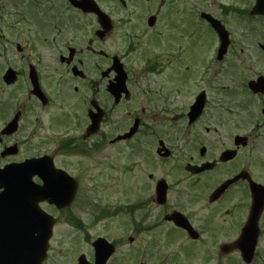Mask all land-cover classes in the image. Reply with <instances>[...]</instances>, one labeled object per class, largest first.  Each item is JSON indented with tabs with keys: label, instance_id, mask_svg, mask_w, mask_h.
I'll return each instance as SVG.
<instances>
[{
	"label": "flooded vegetation",
	"instance_id": "flooded-vegetation-1",
	"mask_svg": "<svg viewBox=\"0 0 264 264\" xmlns=\"http://www.w3.org/2000/svg\"><path fill=\"white\" fill-rule=\"evenodd\" d=\"M9 1L14 2L15 9H20L16 10L15 24L17 25V30L9 28L14 31L15 36H13L14 33L13 35L7 34L9 31H7L6 35H2L0 29V41L2 36L7 41H15L18 64H8L4 67L0 73V86L3 88H13L17 85L16 83L23 84L21 94L24 97L27 95V101L22 99L8 115L6 114L9 108L8 103L13 99L12 97L15 95V92L13 89H8L9 92L6 90L2 92L7 96L5 98L2 96L0 102V154L11 145H15L17 151L15 154L0 155V167L12 162L29 160V158L40 159L49 157L56 168L64 169L71 177L76 178L78 188L74 194L73 201L63 209H57L46 199L38 203L41 209L55 215V221L57 214L67 215L65 220L68 219L69 221H65L66 226L70 231L77 233L76 237H67L70 233L65 236L60 233L59 235L62 237L61 242H64L65 245L56 246L54 245V239L57 231L54 228V234L49 240L48 256L41 264H45L52 258L55 255V251L59 253L60 257H63V264H78V257L81 255L85 257L87 262H92L89 258L90 255L75 249L73 243L71 244L70 242L82 239V237H78L80 232L85 236V230L81 226H85L86 222L92 221V218L96 215L101 218H110L113 215L122 214L127 220L124 222V226L130 228L132 231L135 228L138 231L141 229L151 230V224H155L157 220L159 222L161 218V222L164 221V223L168 224V230L171 228L173 236H175L174 231L177 235H185L188 238V244L195 243L198 245V242L203 240L204 233L209 231L206 224L208 217L205 218L203 225H199L200 221L196 225L191 216L182 208L180 209L177 205H173L171 208L168 207L167 203L172 193L171 186L168 183L165 201L163 203L157 202L156 186L162 177H155L152 172H148L146 179L148 184H143L146 193L139 197V203L144 205L141 213L142 223L140 221L136 223L131 217L132 208L129 207V201L120 200L116 204L112 203L111 206L105 207V204L101 205L97 201V198H93L97 195L101 199V193L98 192L99 187L90 189L89 194H82L84 190L81 191L78 187L80 186L79 178L74 174L72 175L66 168L58 165L54 153L41 152L40 154H29V156L19 157L22 141L15 140L14 136L22 131L23 137H33L36 136V128L42 127L41 122L43 117L39 114H34L32 120L30 118L25 119L27 110H49L55 102L56 92L49 86L46 87L43 67L40 65L41 61H39V57L44 58L39 50V45L44 44L46 40H50L51 43L44 45L45 52L47 50L51 53L49 57L55 66L62 71L58 78L59 89L57 92L66 98L64 103L67 106V109L64 104L61 107L59 106V116L56 114V117L46 119V124L52 125L53 121L58 123L65 121L64 117H68V119L71 117V120L68 121L78 125V128H75L74 133L64 143L66 146L62 147L57 143L56 146H61L58 150H68L72 154L78 153L83 147L87 149V152L92 153L101 148L107 150V157H115V154H117L116 150L127 148L129 156H135L138 153L140 155L143 154L147 163L153 166L159 155V140L164 142V147L169 151L167 159L176 155L172 143H169L166 138H158L157 147V141L155 140L156 125L162 123L161 119H166L164 116L167 113L171 114L172 120L179 119L181 122L179 126L183 149L191 144L184 150L187 160H184L183 171L187 172L186 174L191 178L188 180V183L205 188L208 186V197L213 193L215 188H219L218 198L213 203L208 202L209 207L218 205L220 210L224 209V213L227 216L223 220L224 223H222L223 225L226 224L225 230H222L227 233L226 241L219 243L232 245L238 238L243 242L244 236L257 234L255 257L251 263L259 261V243L262 237H264V203L261 212L252 220V222H255V231L250 230L247 234H243L242 229L246 226V221L255 202L254 199L257 200L258 195L261 194L260 191L264 194V34H261L263 41L241 44L234 52H230L232 49V45H230L223 59L219 60L216 58L217 47L220 43L218 36L212 30L209 21L198 17L199 22L217 38V43L212 50L213 55L204 63L205 65H203L202 71H200L203 72L202 75L205 77V74L213 68V65L224 68L228 55L237 52L234 58L238 59L236 63L239 67V77L236 78L235 88H232L233 86L221 88L225 93H229L231 90L230 102L225 112L229 116V131L231 132L235 128L236 132L225 134L221 128L214 125H206L202 128V131L196 132L194 128L209 116L207 112L210 105L209 91L214 86V80L211 75L208 76V80H198L199 70L196 45L199 44V41H196L195 33L193 32L197 19L192 17V12L185 13V17L181 21L175 18L177 8L175 2H173L174 0H134L139 3V6L138 8L136 6L132 8V11L139 14L140 20L143 19L141 20V24L145 23L146 30H148L147 34L149 36L147 41L152 46L148 49L144 43H139L140 47L137 48V42L134 38L137 39L139 37L140 31L129 35L123 26L126 23L124 16L114 17L109 10L105 11L103 9L106 15L109 16V28L105 33L99 34L100 26L97 16L92 12L84 13L76 8L77 12L85 15L88 14L95 21L93 26L95 28H93L91 34L88 36L87 43L84 46H80L74 39H71L74 42L72 44L65 43L61 39L66 37L65 19L67 16H64L63 12L66 11L71 17L74 16L67 10L63 11L65 7L69 9V0ZM177 1L182 4V8L188 5L186 0ZM119 2L121 6L117 11L128 8L126 0H119ZM63 4L64 6L62 7ZM154 4L155 8L143 16L142 13L145 10L151 9ZM152 15H154V19L150 21ZM218 19L220 20V18ZM252 19L254 21L259 19L264 22V17L261 16H253ZM163 20L167 26L164 33L167 50L160 53L156 50L158 47L156 41H160L161 39L159 25ZM178 22L182 29L185 30V34L183 32H179L177 35L172 34L171 30H173V27ZM221 22L225 25L223 21ZM15 24L12 25L11 23L10 27H13ZM78 25L79 23L72 28L77 29ZM5 26L8 28L6 24ZM251 26L253 27L252 24ZM225 27L227 28L226 25ZM10 36L16 38L12 37L9 39ZM105 39L111 40L109 50H104L97 45L99 41ZM17 40L20 42H17ZM180 40H182L181 43ZM230 42L233 43L231 38ZM176 44L179 46L174 49V45ZM36 49L39 57L35 54L33 61H31L32 56L29 54V51L31 50L30 52L32 53ZM133 52H136L137 55L132 56ZM102 58H106L108 63L102 64ZM229 64L228 62L226 67ZM8 69L13 72L14 80L11 82H6L4 79V72ZM159 77H161V80H159ZM122 78L125 79L124 87L119 89V93L111 92V90L107 89L111 83L121 84ZM71 83H73L72 86ZM254 87L258 90H255ZM69 92L71 97H69ZM171 95L176 97L181 95L184 97L185 108H181L177 113L176 111L167 109V104L170 103L171 99L176 102V98ZM190 98L191 100L188 101ZM200 99L202 100L201 109L194 116V119H191L189 107ZM237 108L240 112L236 111ZM225 112H216V119L219 122L225 119ZM17 113L19 117L14 125L15 131L13 133L2 134V130L6 128V124ZM52 115L54 114L52 113L50 116ZM24 119L27 122L26 126H23ZM96 124L97 127H95ZM92 128H94V131H91ZM126 134L129 135L125 136ZM208 135L209 137H206ZM171 136L173 137L174 133ZM183 149H181V153H183ZM160 152L163 153V151ZM78 154L81 153L79 152ZM40 163L45 165L46 160H40L38 164L40 165ZM200 168L201 170H195ZM30 179H33L38 185L42 183V179L37 174H33ZM2 192V187H0V194ZM81 194L84 196H80ZM88 196L94 202V204L93 202L89 203L91 204L89 205L91 209L89 220L85 222L80 215L79 218L73 219L72 208L75 205L79 209L83 208L86 204L85 200H89L86 198ZM105 197V203L111 201L107 194ZM9 208L8 204L4 205L5 210ZM174 210L183 213L190 224L195 227L198 231L196 239L192 240L187 236L184 228H179L172 221L166 219V216ZM53 211L55 213H52ZM153 216H155V219L151 221L153 223H149V219ZM32 217L34 216L32 215ZM1 222L0 245L4 241L3 234H1L4 227ZM9 222V218H7L5 222L6 229ZM27 222L29 228H34L35 222L33 218L32 221L28 219ZM54 226H56V223ZM115 233L116 231H113L105 235L98 234L95 237L102 236L114 245L115 252L109 257L107 264H112V259L115 258L119 251V246L125 244V239L122 236H116ZM164 234L165 230L162 228L161 230L150 231L146 235V241L143 245L140 243L142 248L138 245L139 250L141 249L144 254L148 255V253L159 252V249L165 247V243H173V247L176 246L182 249V243L172 242L171 237ZM127 239L129 240L128 244L134 241L131 235ZM78 242L82 244L81 240ZM124 252L130 257V254H134V249L131 246L130 248H126ZM127 264L131 263L127 262ZM164 264H168V261L165 260Z\"/></svg>",
	"mask_w": 264,
	"mask_h": 264
},
{
	"label": "rangeland",
	"instance_id": "rangeland-1",
	"mask_svg": "<svg viewBox=\"0 0 264 264\" xmlns=\"http://www.w3.org/2000/svg\"><path fill=\"white\" fill-rule=\"evenodd\" d=\"M186 1L188 2V5L183 8L181 6L182 4H180L179 1H173L175 2L177 8L175 18L182 21L185 17V13L192 12V17L197 19L194 24L193 32L195 33L196 41H199V44L196 45V54L198 59L197 65L199 70L198 80H208L209 75H211L214 80V86H212L213 88L209 91L210 105L207 110L209 116H207L206 119H203L194 129L196 130V132L199 130L202 131V128H204L206 125H214L218 128H221L225 132V134H233L236 132V129L233 128L231 132L229 131V116L227 112H225L230 102L229 99L231 90L229 91V93H225L221 88H229L231 86H233L232 88H235V83L237 81L236 78L239 77V67L236 63L238 59L236 60L234 58L236 57L237 52L228 55V58L225 61L224 69L213 65V68L210 69L204 77L202 75L203 72L200 71H202V67L203 65H205L204 63L211 58V55H213L212 50L217 43V38L212 32H210V30H208L204 25H202L201 22H199L198 17L200 12L208 11L214 16L220 18V20L225 23L228 30L230 31V38L233 42L231 43L232 49L230 50V52L236 51L238 49V46L241 44L263 41L261 34H264V22L262 23V21H260L259 19L254 21V19H252L253 16H249L247 5L251 0ZM96 2H98V4L105 11L109 10L111 12V15H113L114 17H119L120 15L124 16L126 18V23L123 26L127 30L129 35L136 34L140 31L139 37L137 39L134 38V40L137 42V48L140 47L139 43H144L148 49L152 47L148 44L147 41L149 35L147 34L148 30H146V24H141V20L143 19L140 20L139 14L132 11V8H134L135 6L138 8L139 3L134 0H126V2L128 3V8L117 11V9L121 6L119 4V0H96ZM68 5L70 6L69 9L65 7L63 11L67 10L74 16L71 17L66 11L63 12V15L67 16L68 18L66 17L65 19L66 37L61 39L64 40L63 42H68L69 44L74 43L71 40L74 39L77 44H80V46H84L87 43V40L89 38L88 36L91 34V31L93 30V28H95L93 27L95 21L92 16L77 12L75 7L71 6L70 4ZM63 6L64 4L62 5V7ZM236 6L239 7V10L232 9ZM154 8L155 4L151 7V9L145 10L142 13L143 16L147 15ZM16 10L20 9H15L13 1L0 0V29L2 35H6L7 31H9L7 34L13 35L14 31L9 28H14L15 30H17V25L15 24ZM11 23L12 25H15L13 27H10ZM78 23L79 25L77 29L75 28L76 30L72 28ZM5 24L8 26V28H6ZM251 24L253 25V27L251 26ZM159 26L161 31L159 35L161 39L160 41H156V45H158L156 50L157 52L163 53L167 50L165 45L166 39H164V33L167 26L164 23V20ZM171 31L172 34L177 35L179 32L184 33L185 30L182 29L181 25L178 22V24H176V26L173 27V30ZM13 36H15V33ZM13 36H10L9 39H11ZM181 41L182 40H180V43ZM202 41L203 43H205V45H203ZM17 42L20 41L17 40ZM46 43H51V41L46 40L44 44L39 45V50L44 58L38 56L37 49L35 51H32L33 54L30 52V50L29 54L32 56V58L30 59L31 61H33L35 54L39 57V61H41L40 65L43 67L42 70L44 72V79L46 80V87L49 86L54 90V92H56V97L54 99L56 103L54 102V105L51 106L49 110H27L25 119L30 118L32 120L34 114H39L43 117L41 122L42 127L36 128V136L33 137H23L24 134L22 133V131L18 132V135L14 136L15 140L22 141L19 157L29 156V154H40L41 152L50 154L54 153L57 164L61 167L66 168L72 175L74 174L79 178L80 186L78 187L81 189V191L84 190L82 194H89L90 189L99 187L100 189L98 190V192L101 193V199H99L97 195L93 198H97V201H99L101 205L105 204V207L111 206L112 203L116 204L120 200H126L127 202L129 201V207L132 208L131 217L136 223H139V221L142 223L141 213L143 211L142 209L144 205L139 203V197L140 195L146 193L143 184H148L146 182L148 172H152L155 177L158 178L164 177L167 183L171 186L172 193L167 203L168 207L171 208V206L177 205L180 209L182 208L185 212L188 213V215L191 216L196 225L199 223V221V225H203L205 218L208 217L206 224L208 225L209 231L204 233L203 240L198 242V245L195 243L188 244V238L185 235H177L174 231L175 236H173V233L171 234V228L170 230H168V224L164 223V221L161 222V218L159 219V222L157 220L155 224H151V230L141 229L140 231H138L136 228L132 231L130 230V228L125 227L124 222L127 220L123 217L122 214L113 215L110 218H101L96 215L92 218V221L87 223L86 221L89 220L91 216V209L89 207V205L91 204L89 203L93 202L90 196H88L86 198H88L89 200H85L86 204L84 202L85 205L83 206V208L79 209L76 205L72 208L73 219L79 218L80 215L82 216V220L86 222L85 226H81L85 230V236H83L80 232V235L78 237H82V239H76V242H70L71 244L73 243L74 248L90 255L89 258L92 260L93 251L91 241L98 234L105 235L116 231V236H122L125 239V244L119 246V251L117 252L115 258L112 259V264H126L127 262L131 264H164L165 260L168 261V264H244L237 251L226 252V254L220 252L221 243L219 242L226 241L227 237V233L225 231H222L226 228V224L223 225L222 223H224L223 220H225L227 216L224 213V209L220 210L218 205L209 207V203L207 200L209 195L208 186L207 188H205L200 185L196 186L190 185V183H188V180H190L191 178L186 174L187 172L183 171V165L185 162L184 160H187V156L184 155V150H186L187 147L191 144L183 149L182 140L180 138L181 130L179 126L181 122L179 119L172 120L171 114L167 113L166 116H164V118L166 119H161L162 123L160 125H156L155 140L157 141L158 138H166L169 143H172V147L176 152V155L168 159L162 158L158 155L153 166H151L150 163H147V160L143 157V154L140 155V153H138L135 156H129V154L127 153V148L123 150H116L117 154H115V157H107V150H103L101 148L92 153L89 151L87 152V149L83 147L78 151V153L80 152L81 154H71L68 150L64 149L58 150V148H61V146H66L64 145V143L78 128V125L69 122L71 120V117H69V119L68 117H64L65 121H60L58 123H55L53 121L52 125L46 124V119L54 118L56 117V114L59 116V106L61 107L62 104H64L65 108L67 109V106L64 103L66 98L62 95H59V93L57 92V90L59 89L58 78L59 74L62 71L55 66L54 62L49 57L51 53L47 50L45 52L44 45H46ZM97 45L104 50H109L111 40L105 39L103 41H99ZM178 46V44L174 45V49ZM135 55H137V53L133 52L132 56ZM101 62L102 64L108 63L106 58H102ZM228 62L230 64L228 65V67H226ZM8 64H18L17 51H15V41H7L5 37L2 36L0 41V73ZM159 80H161V77H159ZM16 84L17 85H15V87L13 88H3L2 86H0V102L2 96L3 98L7 96L2 92H5V90L9 92L8 89H13L15 92V95L12 97L13 99H9V108L6 113L8 115L12 112V110H14V106L22 99L27 101V95L26 97H24L23 94H21L23 90V84ZM72 84L73 83H71V86ZM70 92L69 97H71ZM171 96L176 98V102L171 99V101H169L170 103L167 104V109H169L170 111H176L177 113L178 110H180L181 108L183 109V107L185 106V98L181 95H179V97H176L174 95ZM190 100L191 98L188 101ZM68 110L70 109L68 108ZM236 111L240 112L238 108L236 109ZM216 112H225V119L219 122L216 119ZM52 113L54 115L50 116ZM25 119L23 121V126H26L27 124V122H25ZM172 133H174L173 137L171 136ZM206 137H209V135ZM57 143H59L61 146H56ZM157 146L158 141L156 143V147ZM181 149H183V153H181ZM82 194L80 196H84ZM106 194L111 200L108 203L104 202ZM52 213L55 212L53 211ZM66 216L67 215L65 214H57V222L55 226L57 235L54 239V245L56 246L65 245L64 242H61L62 237H60V233L64 236L70 233L67 237H76L77 233L75 231H70V229L65 224V221H69L68 219L65 220ZM127 218L129 220L128 216ZM154 219L155 216L151 217L149 219V223H153L151 221H153ZM77 224L79 225L78 222ZM161 228L165 230L164 235L169 232L167 235L171 237L172 242L182 243V249H179L176 246H174V248L173 243H165V247L159 249V252L148 253V255H146L141 249L140 251L138 245H140V243H142L143 245V243L146 241V235H148L152 230H161ZM129 235L133 236L134 239L133 243L130 244H128L129 240L127 239ZM79 240L82 241V244L78 242ZM131 246L134 249V254H130L131 256L128 257L124 251L126 250V248H130ZM160 257L161 259L163 258L162 263H158ZM258 258L259 261L253 264H264V237H262L259 243ZM63 260V257H60L59 253L55 251V255H53L52 258H50L45 264H63Z\"/></svg>",
	"mask_w": 264,
	"mask_h": 264
},
{
	"label": "water",
	"instance_id": "water-1",
	"mask_svg": "<svg viewBox=\"0 0 264 264\" xmlns=\"http://www.w3.org/2000/svg\"><path fill=\"white\" fill-rule=\"evenodd\" d=\"M70 2L74 6L80 7L85 12L92 11L96 13L101 25L106 29L109 28L108 17L100 10L99 6L96 5L93 0H70ZM253 9L254 13L264 14V0H256ZM202 17H206L214 30L218 32L221 42L218 53L219 57H221L229 43L228 31H225L220 21L213 19L209 14L204 13ZM4 79L6 82L13 81V72L8 69L5 72ZM124 80L125 79L122 78L121 84L111 83L108 90L119 93V89L124 87ZM255 90L258 89L255 88ZM199 106L200 104L198 103L196 109H198ZM160 149L162 148H159L158 152ZM168 153L169 151H164L162 155L167 156ZM43 159L46 160V164L43 165V163H40L39 165L38 163ZM33 174H37L38 177L43 179V186L36 187L35 185H31V189L29 188L27 179L30 181ZM0 187H3V191H5V194H2L3 196L0 195V203L3 204L6 200L10 204L9 212L16 213L19 218H26L29 210L34 211V221L37 226V228L30 232L31 234L26 230H19L14 225L11 226L10 234H5V230L1 232L4 241L1 244L2 246L0 245V264H40L46 256L45 250L48 246L47 241L52 234L51 229L54 221L51 216L38 209L37 203L42 201V199H47L50 203H55L59 208L64 207L72 200L76 190V180L69 177L64 171L55 169L52 165L51 158L46 157L29 159L19 164L13 163L4 169H0ZM166 189L167 184L163 179H160L156 186L157 202L162 203L165 200ZM213 192L210 200H213L219 194L218 189ZM260 192L261 194L258 195L257 200L255 199L253 204L251 222L244 230V234H247L250 230L253 232L255 231V222H252V220L261 212L264 203V194L262 191ZM0 213L4 215L5 212L0 211ZM167 219H172L175 225L186 228L190 236L197 237L196 232L192 230L191 225H189L184 215H181L177 211H173L167 216ZM244 238L243 242L237 240L235 246L240 249L243 259L248 262L253 256L252 252L256 245L257 234H249L244 236ZM93 247L95 251V264H105L106 259L111 252H113L112 245L107 242V240L98 237L93 242ZM226 249H228V245L223 247V250ZM78 263L87 264L83 256L79 257Z\"/></svg>",
	"mask_w": 264,
	"mask_h": 264
}]
</instances>
